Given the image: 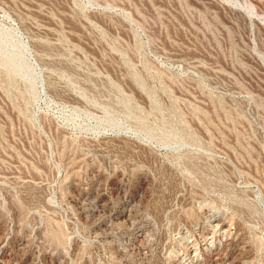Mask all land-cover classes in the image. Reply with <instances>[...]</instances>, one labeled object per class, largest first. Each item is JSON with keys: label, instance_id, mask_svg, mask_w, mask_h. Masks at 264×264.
Masks as SVG:
<instances>
[{"label": "rangeland", "instance_id": "rangeland-1", "mask_svg": "<svg viewBox=\"0 0 264 264\" xmlns=\"http://www.w3.org/2000/svg\"><path fill=\"white\" fill-rule=\"evenodd\" d=\"M0 264H264V0H0Z\"/></svg>", "mask_w": 264, "mask_h": 264}]
</instances>
